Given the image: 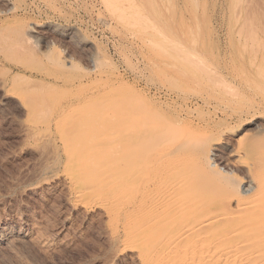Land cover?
I'll use <instances>...</instances> for the list:
<instances>
[{
  "label": "bare ground",
  "instance_id": "obj_1",
  "mask_svg": "<svg viewBox=\"0 0 264 264\" xmlns=\"http://www.w3.org/2000/svg\"><path fill=\"white\" fill-rule=\"evenodd\" d=\"M120 1L109 0L105 5L113 6L110 9L113 12ZM3 8L2 14L11 9L7 3ZM118 10L119 14L124 13L121 8ZM226 12L223 30L216 29L221 49L212 57L215 61L225 58L231 61L230 66L218 64L219 72L238 65L240 73L224 82L220 76L216 80L209 67L196 63L199 71L205 68V103L210 101L206 99H212L216 111L199 124L167 119L157 113L154 119V110L150 111L152 116L147 115L137 98L138 102L129 95L123 99L109 97L104 81L99 84L101 87L57 95L31 90L28 85L32 84L16 83L15 72L11 75L12 82L0 75V103L7 105L9 100H16L20 111L18 132L22 136L18 145L22 152L31 153L27 164L11 170L9 180L2 181L0 200L16 194L20 203L16 206L17 199L14 201L16 211L8 206L10 222L0 223V258L19 264V258L25 260L29 256L25 247L40 239L31 242L30 238L35 237L29 238L27 229L23 231L19 225L24 223L30 228L40 225L42 221L36 220L42 218L36 219L31 204L40 203L43 208L48 202L45 197L41 199L40 193L50 198L54 187L61 184V201L69 210H79L78 213L97 210L103 216L107 242L104 251H108L102 258L103 264H264V0H232ZM118 17L121 21L122 16ZM12 32L9 27H0V53L7 60L13 58L15 42L18 40L21 46L20 40L27 39L26 36L14 39ZM18 34L20 38L24 36ZM222 45L229 49L224 50ZM27 47L30 48L29 44ZM154 47L161 50L157 45ZM188 55H184L187 60L191 58ZM185 58L177 63L180 73L203 82L202 76L189 75L190 67H195ZM193 61L199 62L197 58ZM6 69L3 71L2 67L3 73ZM160 73L170 81L166 74ZM237 83L253 85L248 104L234 101L237 87L232 88ZM36 84L34 81L33 88L39 87ZM248 114L250 118L244 119ZM215 118L224 126L218 125ZM238 171H242V176L236 177ZM42 242L38 246L43 247ZM27 259L28 263H35L33 258Z\"/></svg>",
  "mask_w": 264,
  "mask_h": 264
},
{
  "label": "rangeland",
  "instance_id": "obj_2",
  "mask_svg": "<svg viewBox=\"0 0 264 264\" xmlns=\"http://www.w3.org/2000/svg\"><path fill=\"white\" fill-rule=\"evenodd\" d=\"M107 1L109 3V0H105V2L102 0H0V9L1 7L3 8V6L6 7V3L11 8L9 12L0 13V27L11 28V31L13 30L14 39H23L26 36V40H20L23 42L21 46L18 40L15 42V44L17 43L16 47H18V50H22V48L25 50L28 48V44L30 47L28 50H33V52L32 50H25V52H23L24 50L17 51L16 47H14L16 50H13V58L11 57L10 60H7L4 55L0 53V75L4 74L5 78H8L7 81L11 82L15 78V82L18 84L24 82L25 85H33L34 81H36L41 88L38 86L33 88L35 85H31V88V86L28 85L31 90L34 89L35 91L47 93L50 91V94L57 95H65L73 91L76 92V90L80 91L83 88L87 89L94 86L95 88L101 87L102 81H104L103 84L106 83L107 87H105L111 98L123 99L129 95L128 97L133 100L135 99L137 102L139 100L143 109L145 107L146 110L144 109V111L147 115L150 113L152 116L150 111L154 110V116L157 113L158 115H165L167 119L178 118L181 121H187L193 125L199 124L204 118L208 117L209 114L213 115L216 112L215 109H213L215 102L212 99H206L207 102L210 100L208 102L210 105L205 103V68L209 67L211 71L213 70V74L218 75H213L217 78L216 80H218L220 76L223 78L222 80L224 82L230 81L233 76L235 77L240 73V66L238 65L234 66V68L232 67V69L229 67V71L223 70L219 72V69H217L218 64L223 67L225 64L229 65L231 61L228 58L215 61L212 57L218 49H221L217 42L216 31L223 30L222 27L225 26L227 19L226 11L230 7L232 0H196L197 3L194 2L195 0H125L127 2L122 0L118 2L119 4L116 6L117 10H113L114 8H112V13L110 9L113 6L109 5L110 7H108V5H105ZM9 4H12V7ZM120 8L124 11L125 15L128 13L126 15L128 19H126L121 10V14H119L120 12L118 9ZM134 11L136 14L138 12V14L142 16L139 18V16L134 15ZM116 14L122 16L121 21ZM222 19L224 21H222ZM35 27H37L35 29H38L37 31H33ZM52 27L56 30H53ZM26 28L28 30H25ZM17 31L20 34H18ZM22 31H26V33ZM17 34L20 36L22 34L24 36L20 38ZM191 41L194 44H192ZM151 42H153V44L150 45ZM154 43L156 44L154 45ZM153 45L159 46L162 51L158 50V47H154ZM166 47H168V49ZM222 47L224 50L229 49L224 45H222ZM164 48L167 50L166 53L163 52ZM176 48L179 49L177 52H174ZM181 50L185 51L184 54L179 53ZM16 52L17 55H14ZM19 52L23 53L20 54ZM187 52L193 56H189L186 54ZM25 53H29L30 55H32V53L34 54L30 56ZM184 55L191 57L188 58L189 61ZM31 58H34V60ZM184 58L195 67V69L190 67L191 71L189 75L191 74L190 76L194 77L198 76V78L202 76L203 82L202 80L197 82L193 78L191 79L180 73L177 63L179 61H184ZM196 58L199 62L193 61L194 59L196 60ZM14 59H17L19 62ZM88 59L91 60V62H89ZM56 61L58 62L57 64ZM196 63H203L202 65H204L205 68L201 70L202 72L198 70V65H196ZM2 67L3 71L7 68L6 73H3ZM155 70L159 71L156 72ZM161 71L167 75L168 80L170 79L169 82L165 80L166 78L164 77L166 76H163L160 73ZM212 73L210 74L212 75ZM12 74L15 76L14 78L11 76ZM24 75L26 77H24ZM17 79L22 80L17 81ZM31 80H34L32 81L33 83H30ZM41 81H44V84L42 83L43 85L40 83ZM81 83L83 84L82 86L79 85ZM100 83L101 85H99ZM233 86L232 89L237 87V89L234 90V93H237V97L234 101H236V103L248 104L247 101H250L249 98H251V94L254 92L253 85L251 83H237ZM54 91L56 93H54ZM137 94L143 96L141 97L142 101ZM14 100L15 99L9 100L7 103L10 104L7 105L6 103H3L4 105L0 103L1 182L5 180L7 182L9 177H11L9 176L11 170L15 171L17 167L27 164L31 156L29 150L24 153L21 151V146L18 145L22 141L20 140L22 139L21 133L19 134L20 130H18V128L20 129L18 121L20 119V113L19 116H17L20 111L17 103H15L16 100ZM11 103L13 105L15 104L14 107L16 109ZM184 103H186L187 106ZM10 105L12 106L10 107ZM260 105L262 106L263 104L261 103ZM2 106L4 107L2 108ZM5 107L10 110H7ZM208 108L212 110H208ZM189 109L191 113L188 111ZM192 114L195 116H192ZM154 116L152 117L156 119V116ZM249 116L248 114L247 116H243V118L249 119ZM18 117L19 119H17ZM219 118H215V121L218 122V125L223 127L224 123L220 121ZM239 172H241L240 175H238ZM235 173L236 177L242 176V171ZM1 182L0 188L6 183ZM56 186L57 187L53 189L54 192L52 191L51 195L48 196L50 198H47L43 192L40 193L41 199L45 197L48 202L45 203V205H48L43 206V208L47 207L46 211L42 208L40 203H37L38 205H36V203L31 204L33 213L37 216L36 219H38V217L42 218L36 220L37 222L42 221L40 225L38 223L37 227H33L34 229L28 227L24 223L19 225L21 230L25 231V228L27 229L26 232L29 238L31 236L35 237H33L34 239L30 238L31 242L40 239L36 242H40L41 246L43 245L42 241L45 242L43 247H41L40 244L38 246L36 242L30 244L31 246L25 247L27 248L25 249L27 254L28 252L32 253H29V256L26 257L31 258L29 261H32L33 258L36 264H103V257L105 255L107 256L108 253V251H104L107 242L104 235L105 230L103 231V216L97 210L96 213L95 210L89 213L82 210L80 211L81 213L77 212L79 210H69V207L61 201L62 193L59 192L62 191L61 189H63V186L60 187L61 184ZM14 196L17 195L15 194ZM11 199H6L7 201L3 199V201H5L4 203L0 200V205H3L0 207V212L2 214L0 216V223H4L7 220V222H10V217L6 213L8 206L11 209H18V207L14 206L16 204L14 202L16 199V206H19L20 202L18 196L14 197L12 201ZM38 207H40L39 209L42 208L40 210V214L42 215L38 214L40 212L38 209V211H36L35 208ZM1 208L4 210L1 211ZM14 211H16V209ZM82 212L86 214V216ZM42 225L43 228L41 227ZM46 225L49 227L48 230L46 229ZM36 228H38L39 233L36 231ZM40 236H42V238ZM55 246L58 249L54 248ZM23 258L24 257H22L21 260L19 258L20 263L17 262L19 264H30V262H27V258L25 260ZM34 258H36V260ZM3 259L4 258H0V264H16L15 260L14 263L13 260H7V258ZM35 263L32 262V264Z\"/></svg>",
  "mask_w": 264,
  "mask_h": 264
}]
</instances>
